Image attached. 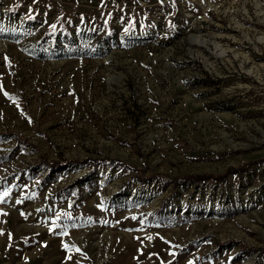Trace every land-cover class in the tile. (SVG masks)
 I'll return each instance as SVG.
<instances>
[{
    "label": "rangeland",
    "instance_id": "rangeland-1",
    "mask_svg": "<svg viewBox=\"0 0 264 264\" xmlns=\"http://www.w3.org/2000/svg\"><path fill=\"white\" fill-rule=\"evenodd\" d=\"M0 264H264V0H0Z\"/></svg>",
    "mask_w": 264,
    "mask_h": 264
},
{
    "label": "trees",
    "instance_id": "trees-1",
    "mask_svg": "<svg viewBox=\"0 0 264 264\" xmlns=\"http://www.w3.org/2000/svg\"><path fill=\"white\" fill-rule=\"evenodd\" d=\"M51 163L54 164V163H56V162H51ZM54 165H59V164H54ZM195 177H196L197 179H198V178L205 179V178H208V177H211V176L202 174V175H198V176H195Z\"/></svg>",
    "mask_w": 264,
    "mask_h": 264
},
{
    "label": "bare ground",
    "instance_id": "bare-ground-1",
    "mask_svg": "<svg viewBox=\"0 0 264 264\" xmlns=\"http://www.w3.org/2000/svg\"><path fill=\"white\" fill-rule=\"evenodd\" d=\"M192 40H194V39H192ZM201 41V40H200Z\"/></svg>",
    "mask_w": 264,
    "mask_h": 264
}]
</instances>
